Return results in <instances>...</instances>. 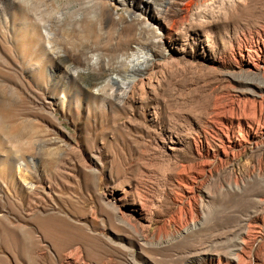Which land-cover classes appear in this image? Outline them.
Listing matches in <instances>:
<instances>
[{
  "label": "rangeland",
  "instance_id": "1",
  "mask_svg": "<svg viewBox=\"0 0 264 264\" xmlns=\"http://www.w3.org/2000/svg\"><path fill=\"white\" fill-rule=\"evenodd\" d=\"M100 1L117 52L70 33L84 0H0V264H264V0Z\"/></svg>",
  "mask_w": 264,
  "mask_h": 264
},
{
  "label": "bare ground",
  "instance_id": "2",
  "mask_svg": "<svg viewBox=\"0 0 264 264\" xmlns=\"http://www.w3.org/2000/svg\"><path fill=\"white\" fill-rule=\"evenodd\" d=\"M145 1L149 4L155 2V0ZM120 2L124 5H127L128 3L127 0H120ZM104 5L105 4L100 0H84L83 5L81 6V10H79L78 12V14L84 15L79 17L77 14L71 17L69 28L75 29H73L70 33H73L79 37H83L85 40H92L98 48L106 49L110 52H117L119 51L120 47L124 46L125 42L122 40L121 42L116 44L114 42L112 43V41L116 39V35L112 29L106 28L105 24H107V13L104 9ZM1 14L3 15L2 12L0 13V15ZM35 18L36 25H34L33 28L37 27V22L40 18V15L36 16ZM76 23H78L79 28H76L74 26ZM52 25V22H48L43 26L46 31H49V33L47 34L48 43L45 47V53L48 55L57 52V49L59 48H57L55 44H53L54 40L56 39V33L55 31H53ZM104 41H106V45L101 47L100 44ZM102 61L103 60L100 57V53H97L92 57V59L86 62V65L89 66L98 63L101 64ZM152 63V58H150L146 53L144 54L142 49H138L137 51L132 52L128 49L122 54L121 57L119 55H116L114 59L113 76L108 80L107 85H110L112 87H114L115 85L118 86L120 95L130 97L133 95V92L136 90L139 84L145 82L148 78L147 70L150 68ZM108 64H111V62H109ZM252 65L256 66L255 63H252ZM63 82L64 80L61 81V83ZM247 121L248 123H250L249 118L247 119ZM224 142H221L222 144L220 145V149H214L215 155L218 153L225 156L228 155L230 153L229 148L231 147L232 143L240 144L242 142V139L238 137H236L235 139H229L227 145H225ZM180 172L181 173L178 179L181 191L180 193L184 195L192 194L196 187V174H199L201 172H193L188 168H183Z\"/></svg>",
  "mask_w": 264,
  "mask_h": 264
}]
</instances>
